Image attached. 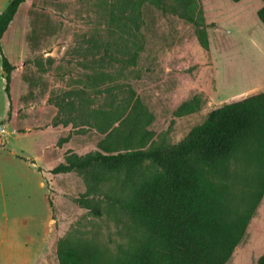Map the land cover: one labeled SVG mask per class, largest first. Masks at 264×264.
<instances>
[{
	"label": "rangeland",
	"instance_id": "374dc122",
	"mask_svg": "<svg viewBox=\"0 0 264 264\" xmlns=\"http://www.w3.org/2000/svg\"><path fill=\"white\" fill-rule=\"evenodd\" d=\"M10 1L0 0V14ZM106 1L28 0L2 39L16 69L9 100L0 55V264H59L60 238L97 222L75 202L86 191L83 177L50 173L67 156L98 150L105 136L85 123L94 110L121 105L133 91L155 117L149 130L168 132L166 142L176 144L210 110L264 92L262 1L202 0L210 51L191 24L146 4L135 65L122 59L123 43L110 36L114 0ZM133 21L125 11L122 22ZM109 41L117 47H109L110 58L86 51L92 42ZM101 71L115 78L102 95L88 79ZM194 96L201 110L176 118L177 108ZM263 254L264 198L228 264H257Z\"/></svg>",
	"mask_w": 264,
	"mask_h": 264
},
{
	"label": "trees",
	"instance_id": "16d2710c",
	"mask_svg": "<svg viewBox=\"0 0 264 264\" xmlns=\"http://www.w3.org/2000/svg\"><path fill=\"white\" fill-rule=\"evenodd\" d=\"M27 1L11 0L0 14L9 100L16 67L5 55L2 39ZM260 1L257 14L264 25ZM146 4L191 24L200 46L210 51L202 0H114L108 27L110 36L123 43L122 59L135 65L143 49L139 31ZM128 10L132 26L122 22ZM114 44L92 42L86 51L110 58ZM88 79L100 87L95 91L100 95L115 80L103 71ZM129 94L121 105L111 102L110 109L100 107L88 115L87 126L105 136L98 150L67 156L50 171L83 177L86 191L75 202L97 220L60 238L59 264H228L264 198V92L210 110L176 144L166 142L168 132L149 130L154 115L133 91ZM201 106V98L194 96L174 116L195 114ZM48 200L51 204L50 196ZM257 264H264V254Z\"/></svg>",
	"mask_w": 264,
	"mask_h": 264
},
{
	"label": "crops",
	"instance_id": "0c3cea01",
	"mask_svg": "<svg viewBox=\"0 0 264 264\" xmlns=\"http://www.w3.org/2000/svg\"><path fill=\"white\" fill-rule=\"evenodd\" d=\"M262 3H263V2H262ZM262 6H263V5H262ZM262 6H261V8H262ZM259 10H260V9H259ZM259 10H258V11H259ZM17 107H18V108L20 107V105H19V100L17 101ZM60 127H61V126H59V128H60ZM52 129L54 130L55 128H52ZM57 129H58V127H57ZM56 132H59V131L57 130ZM54 157H55V156L51 155L50 158H49L50 161H53V159H55ZM58 162H59V161H58Z\"/></svg>",
	"mask_w": 264,
	"mask_h": 264
}]
</instances>
